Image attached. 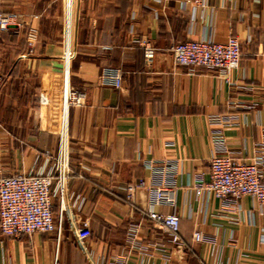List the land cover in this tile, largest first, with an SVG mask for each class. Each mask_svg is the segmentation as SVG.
Instances as JSON below:
<instances>
[{"label":"crops","instance_id":"crops-1","mask_svg":"<svg viewBox=\"0 0 264 264\" xmlns=\"http://www.w3.org/2000/svg\"><path fill=\"white\" fill-rule=\"evenodd\" d=\"M2 10L19 21L0 33V175L41 171L44 154L57 155V135L38 120H19V96L29 95L28 107L38 101L41 74L62 70L65 56L85 102L69 114L72 172L62 218L53 199L61 239L0 236V264H264V205L244 197L227 208L197 189L222 149L245 162L264 156V0H4ZM231 37L242 58L228 75L174 63L176 44ZM144 40L158 50L150 66ZM107 67L122 71L121 89L100 84ZM141 182L174 188L185 251L149 219L148 190L137 191L135 204L127 200L126 187ZM132 225L140 226L136 244Z\"/></svg>","mask_w":264,"mask_h":264},{"label":"built area","instance_id":"built-area-1","mask_svg":"<svg viewBox=\"0 0 264 264\" xmlns=\"http://www.w3.org/2000/svg\"><path fill=\"white\" fill-rule=\"evenodd\" d=\"M207 0H193L196 6ZM4 0H0V33L18 26L19 15L3 12ZM37 43V34L30 31L28 46L33 49ZM145 62L148 66L155 61L158 50L148 41H143ZM242 44L236 37L226 43L214 41H186L174 45L171 53L174 63L190 71L198 69L212 70L223 75L239 69L242 58ZM72 59V55H71ZM4 82L2 52L0 49V88ZM122 71L117 68H104L100 84L116 89L123 87ZM39 129L58 136L57 155L47 151L45 166L41 171L0 175V236L31 237L36 233L57 234L58 242L62 235V226L56 222L53 199L60 202V218L66 212L69 201V180L71 178V155L69 139V114L74 106L85 102L84 92L72 85L71 61L62 70L43 72L40 76L39 89ZM227 120L213 118V125H224ZM260 147V146H259ZM264 149V144H263ZM262 149V150H263ZM262 151L258 150V154ZM139 189L149 192V206L146 213L154 226L166 237L167 243L179 252L185 251L181 238V218L176 208L175 191L171 185L152 186L144 182L130 184L126 187L127 200L135 204ZM198 190H204L212 197L221 200L227 208H237L244 197H251L264 205V156L253 162L237 159L225 149L211 159L207 177L201 178ZM157 207H168L170 213L157 211ZM140 232L139 225L128 229V236L136 244ZM194 239L198 242L205 238L196 232ZM120 264H127L124 261Z\"/></svg>","mask_w":264,"mask_h":264},{"label":"rangeland","instance_id":"rangeland-1","mask_svg":"<svg viewBox=\"0 0 264 264\" xmlns=\"http://www.w3.org/2000/svg\"><path fill=\"white\" fill-rule=\"evenodd\" d=\"M34 79H35L34 81L33 80L30 81L31 82L30 85H32L33 87L37 84L36 82H38L36 78H34ZM39 83H40V81H39ZM19 98L22 101V103H25V105H24L25 107H23L21 109V114H20L21 116H20L19 120L21 122H25V123L30 121L31 124H28V125L32 126V122H34V120H36V121L38 120V112H39V109H40L39 101H36V99H33V101L31 100V105H29V107H28V105H27L28 102L27 101L29 99V95L23 93L22 96H19ZM31 99H32V95H31ZM35 108H37V110L35 112V117L33 118L34 115L32 116V113H34V112L31 111L32 112L31 116H29L28 110H33ZM0 121H1V119H0Z\"/></svg>","mask_w":264,"mask_h":264}]
</instances>
